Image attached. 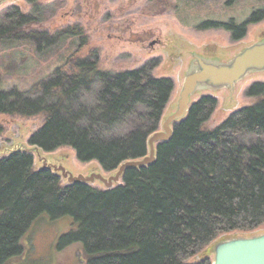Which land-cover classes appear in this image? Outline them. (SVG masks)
Instances as JSON below:
<instances>
[{"label": "trees", "instance_id": "16d2710c", "mask_svg": "<svg viewBox=\"0 0 264 264\" xmlns=\"http://www.w3.org/2000/svg\"><path fill=\"white\" fill-rule=\"evenodd\" d=\"M40 14L39 5L30 14L10 8L0 41L29 42L39 53L69 40L77 51L89 44L78 26L54 34L30 30ZM262 20L264 8L248 23ZM248 23L201 26L240 40ZM98 61L96 50L70 55L26 91L0 84V115L43 116L42 128L29 139L32 147L50 153L68 146L79 161H97L113 172L148 154L174 83L154 77L155 61L119 73L101 69ZM248 94L261 99L214 129L205 124L217 100L201 98L174 126L172 139L158 144L156 162L127 169L112 189L63 186L53 172L35 170L29 153L1 159L0 264L27 262L25 237L43 217L71 218L72 229L57 248H73L78 264H189L222 235L264 227V84H254ZM194 264L212 262L206 256Z\"/></svg>", "mask_w": 264, "mask_h": 264}, {"label": "rangeland", "instance_id": "374dc122", "mask_svg": "<svg viewBox=\"0 0 264 264\" xmlns=\"http://www.w3.org/2000/svg\"><path fill=\"white\" fill-rule=\"evenodd\" d=\"M10 0L0 8V24L10 8L25 14L32 13L39 5L41 14L30 30L57 33L69 26L81 27L88 37V45L79 49L69 40L46 53L37 52L29 42L6 38L0 41V84L11 90H28L34 83L49 76L57 67L65 64L71 55L87 56L96 50L101 69L112 73L132 71L147 62L155 61V78H168L174 83L172 95L163 112L159 130L164 120L176 109L182 84L188 72L195 69L194 55L207 61L218 62L233 59L246 47L264 39V20L248 23L254 12L264 8V0ZM247 24L245 36L233 40L232 34L222 28L203 29L208 21ZM257 83L264 84V72H251L234 88L211 90L201 87L192 97L196 103L203 97H213L217 106L205 124L214 129L223 124L233 113L254 105L261 98L249 96V89ZM44 124V117L0 115L3 132L0 135V160L16 152L29 153L34 159V169L43 170L44 163L62 166L73 176L102 174L105 177L116 171L106 172L97 161L81 162L71 147H61L44 152L29 144V139ZM126 128L121 129L124 131ZM55 173L54 171H51ZM61 185H68L61 172L55 173ZM123 183L120 181L119 185ZM90 186L105 190L99 181ZM118 186V185H117ZM69 217L49 221L41 218L26 235L27 262L19 264H78L74 249L58 251L60 237L70 233ZM264 232V227L252 232ZM237 235L251 234L233 232L222 235L189 264L203 260L213 261L214 248L218 242ZM25 244V245H26ZM80 264V263H79Z\"/></svg>", "mask_w": 264, "mask_h": 264}, {"label": "water", "instance_id": "95a60500", "mask_svg": "<svg viewBox=\"0 0 264 264\" xmlns=\"http://www.w3.org/2000/svg\"><path fill=\"white\" fill-rule=\"evenodd\" d=\"M194 65L195 69L184 78L177 109L164 120L162 129L149 137L148 154L144 158L121 164L115 170L116 173L109 177L102 174L73 176L64 167L48 165L46 162L43 170L61 172L69 185H91L99 181L106 189L114 188L119 185L127 169L147 167L156 162L158 144L172 139L174 126L187 118L192 97L199 88L206 87L214 91L228 88L233 92L235 86L249 73L264 72V39L246 47L229 61L212 62L194 55ZM213 255L212 264H264V232L221 240L216 244Z\"/></svg>", "mask_w": 264, "mask_h": 264}, {"label": "flooded vegetation", "instance_id": "af4514ba", "mask_svg": "<svg viewBox=\"0 0 264 264\" xmlns=\"http://www.w3.org/2000/svg\"><path fill=\"white\" fill-rule=\"evenodd\" d=\"M10 0H0V8L9 4Z\"/></svg>", "mask_w": 264, "mask_h": 264}]
</instances>
